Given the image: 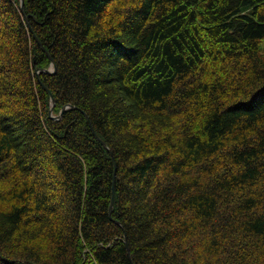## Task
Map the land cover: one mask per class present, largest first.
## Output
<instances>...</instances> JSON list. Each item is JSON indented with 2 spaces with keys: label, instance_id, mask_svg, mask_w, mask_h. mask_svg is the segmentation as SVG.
Segmentation results:
<instances>
[{
  "label": "trees",
  "instance_id": "obj_1",
  "mask_svg": "<svg viewBox=\"0 0 264 264\" xmlns=\"http://www.w3.org/2000/svg\"><path fill=\"white\" fill-rule=\"evenodd\" d=\"M0 264H264V0H0Z\"/></svg>",
  "mask_w": 264,
  "mask_h": 264
},
{
  "label": "water",
  "instance_id": "obj_2",
  "mask_svg": "<svg viewBox=\"0 0 264 264\" xmlns=\"http://www.w3.org/2000/svg\"><path fill=\"white\" fill-rule=\"evenodd\" d=\"M21 2H22V5H23L24 0H21ZM21 7H22V6H21ZM22 8H23V7H22ZM52 69H53V70H52ZM52 69L46 68L45 70L48 71V72H54V71L56 70V65H55V64H54V68H52ZM46 89L50 92V89H49L48 87H46ZM52 103H53V105L55 104V98H54L53 95H52ZM65 109H66V107L63 108L62 112H63ZM113 200H114V197H113ZM113 200H112V205H111V206H113V203H114Z\"/></svg>",
  "mask_w": 264,
  "mask_h": 264
}]
</instances>
